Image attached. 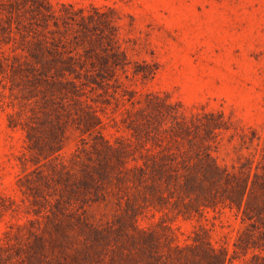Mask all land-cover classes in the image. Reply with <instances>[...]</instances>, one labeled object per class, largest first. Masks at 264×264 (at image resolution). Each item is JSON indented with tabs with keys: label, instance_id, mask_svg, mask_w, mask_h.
I'll use <instances>...</instances> for the list:
<instances>
[{
	"label": "rangeland",
	"instance_id": "rangeland-1",
	"mask_svg": "<svg viewBox=\"0 0 264 264\" xmlns=\"http://www.w3.org/2000/svg\"><path fill=\"white\" fill-rule=\"evenodd\" d=\"M171 111L198 116L196 151ZM204 141L230 174L197 194L166 156ZM176 248L264 264V0H0V264Z\"/></svg>",
	"mask_w": 264,
	"mask_h": 264
},
{
	"label": "trees",
	"instance_id": "trees-1",
	"mask_svg": "<svg viewBox=\"0 0 264 264\" xmlns=\"http://www.w3.org/2000/svg\"><path fill=\"white\" fill-rule=\"evenodd\" d=\"M118 60H113V64L118 65L119 62H117ZM136 71L140 72L143 70H138L136 69ZM171 117L174 118L175 122H173V125L171 127V131L173 133L176 132H180L182 133L181 137L186 138L189 145H190V152L192 151H196L195 147H197L196 145V141L194 139L189 138V136L187 135V132L191 131V128L196 124V120H198V116H193L190 120V122L188 121L189 119L186 118V116L182 117L181 114L179 112H175V111H171L170 112ZM214 116V115H213ZM212 132L216 133L218 130H220L222 128L221 124L218 123L217 121L214 122L212 124ZM209 145L206 144V142H202V144L200 145L199 149L196 152V157H197V161L192 163L189 161V159H187V157H182L181 160H178V154H180V152L178 153H171L168 154L166 156V158L170 161H173L170 165L171 168H174V173L172 172V174L170 173V175H177L179 178V183L180 186L188 191H193L194 187H196L197 189V194L198 193H207V191L209 190V186L206 185V181L210 182L212 185L211 187H215L216 182H219L221 180H225L228 181L227 179L229 178V174L227 171H225V169H223L220 165H218V163L215 161V159L213 158L212 154L210 151H208ZM188 155V153H186V156ZM193 159V158H192ZM190 169H191V173H190ZM181 171V173L179 172ZM180 178L182 180V182H180ZM82 186H84V183H82ZM249 184H246L245 189H244V193L243 198L240 202V204L238 202H236V205L238 207L243 206L244 204V198H245V194L247 192ZM213 190V189H211ZM210 190V191H211ZM58 202V210L61 211V213H64V209H62V202L60 201H56ZM192 204V203H191ZM186 212L188 211L189 207L191 206L190 203H186ZM232 205V204H231ZM199 210V208H198ZM181 214L185 213L184 211L180 212ZM80 220V219H79ZM52 223V221H51ZM51 229L50 232V238L48 239V243L49 246L52 250H58L61 252V256L65 257L68 256L70 254H68L66 252V248L63 246V244L60 241V238L58 237V234H63L64 231L62 229V227L59 225V223H55ZM144 234H150V233H146L144 232ZM150 240V239H149ZM149 240H146V244H152ZM173 250V249H171ZM188 250L183 249V248H176V250L173 252V254H168L167 256H159V255H154L155 257L153 258L154 262H151V264H160L165 262V264H189L188 263ZM212 254H214L215 256L219 255L218 252H216L215 249L212 248L211 252ZM153 254V252H152ZM68 264V263H67ZM221 264V263H220ZM223 264V262H222Z\"/></svg>",
	"mask_w": 264,
	"mask_h": 264
}]
</instances>
